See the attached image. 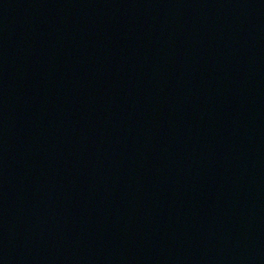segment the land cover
Returning a JSON list of instances; mask_svg holds the SVG:
<instances>
[{"label": "water", "instance_id": "95a60500", "mask_svg": "<svg viewBox=\"0 0 264 264\" xmlns=\"http://www.w3.org/2000/svg\"><path fill=\"white\" fill-rule=\"evenodd\" d=\"M0 264H264V0H0Z\"/></svg>", "mask_w": 264, "mask_h": 264}]
</instances>
